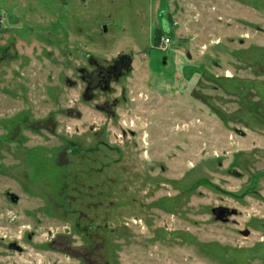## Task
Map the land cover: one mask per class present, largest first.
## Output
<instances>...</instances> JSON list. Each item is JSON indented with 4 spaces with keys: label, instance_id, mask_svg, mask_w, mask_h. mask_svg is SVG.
Masks as SVG:
<instances>
[{
    "label": "rangeland",
    "instance_id": "1",
    "mask_svg": "<svg viewBox=\"0 0 264 264\" xmlns=\"http://www.w3.org/2000/svg\"><path fill=\"white\" fill-rule=\"evenodd\" d=\"M0 264H264V0H0Z\"/></svg>",
    "mask_w": 264,
    "mask_h": 264
},
{
    "label": "flooded vegetation",
    "instance_id": "2",
    "mask_svg": "<svg viewBox=\"0 0 264 264\" xmlns=\"http://www.w3.org/2000/svg\"><path fill=\"white\" fill-rule=\"evenodd\" d=\"M112 60L111 64L105 67L94 56L86 57V62L91 69L84 66L79 68L81 79L85 83L84 96L93 99L96 91H109L111 83L118 81L130 69L131 58L129 56L120 54Z\"/></svg>",
    "mask_w": 264,
    "mask_h": 264
},
{
    "label": "trees",
    "instance_id": "3",
    "mask_svg": "<svg viewBox=\"0 0 264 264\" xmlns=\"http://www.w3.org/2000/svg\"><path fill=\"white\" fill-rule=\"evenodd\" d=\"M160 38H161V35L159 34V32L155 33V41H156V43L159 42Z\"/></svg>",
    "mask_w": 264,
    "mask_h": 264
},
{
    "label": "built area",
    "instance_id": "4",
    "mask_svg": "<svg viewBox=\"0 0 264 264\" xmlns=\"http://www.w3.org/2000/svg\"><path fill=\"white\" fill-rule=\"evenodd\" d=\"M170 40H171V39L168 38V37H167V38H166V37L163 38V42H164L165 44H168V43L170 42Z\"/></svg>",
    "mask_w": 264,
    "mask_h": 264
}]
</instances>
